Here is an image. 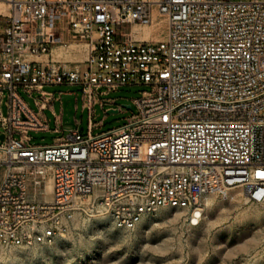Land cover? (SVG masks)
I'll return each mask as SVG.
<instances>
[{"label": "built area", "instance_id": "built-area-1", "mask_svg": "<svg viewBox=\"0 0 264 264\" xmlns=\"http://www.w3.org/2000/svg\"><path fill=\"white\" fill-rule=\"evenodd\" d=\"M156 4L168 16L165 40L135 33L152 21L150 0H0V247L52 244L87 209L132 231L159 208L184 210L197 226L206 196L228 199L234 188L264 205V0ZM68 38L86 46L74 67L53 55ZM62 84L82 86L87 133L76 118L54 144L34 145L31 131L50 130L47 109L63 132L53 107L62 93L45 89ZM124 85L150 90L134 99L138 111L126 124L94 134L103 125L94 106L105 117L125 111L101 99Z\"/></svg>", "mask_w": 264, "mask_h": 264}, {"label": "rangeland", "instance_id": "rangeland-1", "mask_svg": "<svg viewBox=\"0 0 264 264\" xmlns=\"http://www.w3.org/2000/svg\"><path fill=\"white\" fill-rule=\"evenodd\" d=\"M146 25L150 24L138 23L134 30L138 28L139 35ZM162 32L163 28L152 32L148 40H162ZM66 41L62 44L83 45L76 38ZM86 53L84 46L83 59L64 58L70 61V67H74L78 65L76 62L85 60ZM45 89L56 96L62 93L61 101H54L53 107L58 115H62L63 132L55 131V114L47 109L45 114L50 130L31 131V143L54 144L59 137L77 128L76 118L86 134L90 110L83 108L82 86L62 84ZM148 90V85H124L102 95L101 99L115 100L118 106L131 105V108L125 107V111L108 113L105 117V110L96 103L94 121H103V125L96 128L94 134L126 124L138 111L134 99ZM21 94L30 107L38 111L34 99L22 91ZM9 105L10 94L6 89L1 102L4 116L9 115ZM231 194L236 198L230 195L223 199L214 195L212 206L205 200L203 219L197 226L187 223L184 210L159 208L144 216L134 230L125 231L115 228L107 215L87 209L52 244L0 247V264H264V205L247 202L239 188L231 189ZM48 197L47 192L45 199Z\"/></svg>", "mask_w": 264, "mask_h": 264}, {"label": "bare ground", "instance_id": "bare-ground-1", "mask_svg": "<svg viewBox=\"0 0 264 264\" xmlns=\"http://www.w3.org/2000/svg\"><path fill=\"white\" fill-rule=\"evenodd\" d=\"M150 1L153 2V4H154V14H153L152 21H151V23H149L150 25H146V29L144 32H142L141 34L138 35V28H137V29H135V33H136L138 38L143 39V40H148V39H150V35L152 32H155L156 30L163 28V32H162L160 38L162 40H165L167 38L168 28H169L168 16L165 13L158 11L157 4H156V2L158 0H150ZM136 27H138V25ZM84 46H85L84 44L83 45L80 44V45H68L67 46V45H63L62 43H56L54 45V48H53V55H54L55 59L65 60L64 57H70L72 59L81 60L84 57ZM31 58L36 59V60H41L43 58L48 59V56H46V55L32 56ZM53 171H54V167L49 166L48 167V174L46 177V183H45V196H46L47 192L49 194L47 201H51L53 199V191H54ZM214 195H216V194H209L206 196L205 200H206V204L208 206H212ZM230 195H232L231 192H230ZM45 196H44V199H45ZM232 197L236 198L233 195H232Z\"/></svg>", "mask_w": 264, "mask_h": 264}, {"label": "water", "instance_id": "water-1", "mask_svg": "<svg viewBox=\"0 0 264 264\" xmlns=\"http://www.w3.org/2000/svg\"><path fill=\"white\" fill-rule=\"evenodd\" d=\"M124 107L131 108V105H124ZM113 112L117 113L118 110H113L112 109V110L109 111V113H113ZM0 140H4V134H0Z\"/></svg>", "mask_w": 264, "mask_h": 264}]
</instances>
